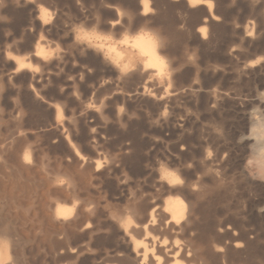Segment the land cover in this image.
<instances>
[{"label":"rangeland","instance_id":"obj_1","mask_svg":"<svg viewBox=\"0 0 264 264\" xmlns=\"http://www.w3.org/2000/svg\"><path fill=\"white\" fill-rule=\"evenodd\" d=\"M2 1L5 2H0V238L6 235L8 241L19 240L15 245L10 242L9 246H14L9 248V264H78L71 255H62L57 247L54 236L57 224L49 219L50 203L64 201V197L72 194L77 203L80 201L79 205L95 208L96 213L113 212L131 199L133 193L153 192L148 180L152 169H166L181 177L189 175V184L191 187L195 184V188L199 180L215 183L216 195L211 196V203L216 204H212L213 222L220 227L226 224L223 229L234 232L240 229L245 233L239 242L251 254L250 263L264 264V179L259 178L264 170L258 168V162L264 160V0H206L211 2L212 12L204 5L190 6L189 0H147L146 15H140L141 0ZM20 13L26 17H19ZM30 13L33 15L29 18ZM121 15L130 21L121 19ZM201 20L206 22L203 24ZM116 23L121 26L116 28ZM202 25L207 30L205 39L197 33ZM77 27H82L83 32L77 33ZM149 28L162 41L157 47L167 59L161 72L163 77L153 70H143V60L130 44L135 35ZM249 30H253L250 35ZM32 33L36 36L31 37ZM77 35L81 38L77 39ZM29 38L34 39L29 42ZM38 41L47 48L44 47L48 52L44 59L32 56ZM105 44H109L107 48ZM109 46L119 48L121 57L117 59L108 53ZM13 57L26 58L34 71L22 68L14 72L13 69L17 70ZM124 66L130 69L127 74L118 71ZM144 71H149L146 73L150 77L144 76ZM251 114L254 120L249 119ZM255 119L262 121L256 124ZM7 135L11 137L8 139ZM8 144L10 148H5ZM25 152L30 157L29 165L22 162ZM250 154L252 163L245 167ZM124 175L127 178L123 181ZM58 178L72 181L63 186L56 182L53 186ZM134 183L143 188L140 186L139 190ZM60 204L68 206L69 202ZM247 239L252 243L247 244ZM56 251L55 257L61 258H53ZM20 252L23 257H18Z\"/></svg>","mask_w":264,"mask_h":264},{"label":"bare ground","instance_id":"obj_2","mask_svg":"<svg viewBox=\"0 0 264 264\" xmlns=\"http://www.w3.org/2000/svg\"><path fill=\"white\" fill-rule=\"evenodd\" d=\"M13 1V0H12ZM11 1V2H12ZM38 1V0H36ZM0 2H5L0 0ZM19 3V0L17 1ZM27 2V1H25ZM29 2V1H28ZM32 2H35L32 1ZM31 2V3H32ZM188 2V1H187ZM15 2H13L14 4ZM30 3V5H31ZM40 3V2H39ZM149 2H147V0H141L140 2V15H146L148 14L149 11ZM1 4V3H0ZM16 4V3H15ZM14 4V5H15ZM22 4V3H20ZM19 4V5H20ZM36 4V3H35ZM189 4L190 6H198V5H204L207 7V10L209 12L211 11L212 8V4L209 1L206 0H198V2H192L190 3L189 0ZM188 4V5H189ZM2 5V4H1ZM0 5V6H1ZM13 5V6H14ZM18 5V6H19ZM211 5V7L209 6ZM21 6V5H20ZM37 6V5H36ZM40 6V5H39ZM137 6V5H136ZM5 7V6H4ZM41 7V6H40ZM2 8V7H1ZM14 8V7H13ZM22 8V7H21ZM29 8V7H28ZM31 8V7H30ZM39 8V7H38ZM191 8V7H190ZM7 9V8H6ZM12 9V8H10ZM16 9V8H15ZM23 9V8H22ZM37 9V8H36ZM45 9V8H44ZM24 10V9H23ZM31 10V9H30ZM34 10V9H33ZM136 10V9H135ZM46 11V10H45ZM138 11V10H137ZM8 12V10H7ZM13 12V11H12ZM19 12V10H18ZM17 12V13H18ZM22 12V10L20 11ZM29 12V10H28ZM35 11H33L34 14ZM38 12V11H37ZM36 12V13H37ZM48 12V10H47ZM119 12V11H118ZM134 12V11H133ZM132 12V13H133ZM208 12V13H209ZM41 13V12H40ZM127 13V12H126ZM139 13V12H138ZM15 14V13H14ZM23 14V15H22ZM20 13L19 17L24 16V13ZM31 14H28L30 16H28L29 18L31 17ZM32 14V15H33ZM128 14V13H127ZM127 14L125 16H127ZM130 14V13H129ZM128 14V15H129ZM211 14V13H209ZM11 15V13H10ZM16 15V14H15ZM14 15V16H15ZM17 15V16H18ZM26 15V14H25ZM43 16H47L45 14H42ZM132 14H130L129 16H131ZM208 15V14H206ZM1 16V15H0ZM38 16V15H37ZM125 16L121 15V19L122 17L124 18ZM135 16V15H134ZM26 17V16H24ZM133 17V16H131ZM206 17V16H205ZM204 17V18H205ZM2 18V17H1ZM33 18H36L33 16ZM97 18V17H96ZM116 18V17H115ZM126 19L129 17H125ZM138 18V17H137ZM212 18H214L213 16L211 17L212 22L214 21ZM3 19V18H2ZM5 19V18H4ZM20 19V18H19ZM17 18V20H19ZM22 19V18H21ZM20 19V21H21ZM119 19V20H121ZM126 19H124L126 21ZM131 19V18H130ZM133 19V18H132ZM136 21V18H134ZM139 19V18H138ZM25 20V19H24ZM28 20V18H27ZM37 20V19H36ZM40 20V19H39ZM44 20V19H43ZM46 20V19H45ZM99 19L97 18V21ZM123 20V21H124ZM3 21V20H2ZM30 21V19H29ZM47 21V20H46ZM45 21V22H46ZM59 20H56V22ZM92 21H96V20H91V23H93ZM116 21V20H115ZM122 21V20H121ZM127 21L129 22L130 20L127 19ZM126 21V25H128V22ZM202 21V20H201ZM208 22H210L207 19ZM31 22V21H30ZM33 22V21H32ZM35 22V21H34ZM39 22V21H38ZM37 22V23H38ZM63 22V21H62ZM111 22V21H110ZM114 22V21H113ZM132 22V21H131ZM142 22V21H140ZM198 22V21H197ZM206 21H202V23L204 24ZM4 23V22H3ZM21 24V22H19ZM101 23V22H100ZM120 23V22H119ZM115 25L116 28H118V26H121L120 24L123 22H121L120 24ZM199 23V24H202ZM8 24V23H7ZM36 24V23H35ZM39 24V23H38ZM50 24V23H49ZM58 24V22H57ZM96 24V23H95ZM207 24V23H206ZM205 24V25H206ZM209 24V23H208ZM3 25V24H2ZM19 25V24H18ZM23 25V24H21ZM40 25V24H39ZM55 25V23H54ZM70 25V23H69ZM107 25V23H106ZM105 25V26H106ZM110 25V23H109ZM113 25V24H112ZM125 25V24H124ZM6 26V25H5ZM30 26V25H29ZM38 26V25H37ZM48 26V25H45ZM72 26V25H71ZM108 26V25H107ZM135 26V25H134ZM23 27V26H22ZM26 29V25L24 26ZM40 27V26H38ZM44 27V25L42 26ZM41 27V29H42ZM49 27H53L50 26ZM60 27V26H59ZM125 27V26H124ZM133 27V26H132ZM4 28V27H3ZM28 28V27H27ZM37 27H35L36 29ZM48 28V27H47ZM23 29V28H22ZM38 29V28H37ZM36 29V31H37ZM50 30V28H48ZM44 30V28L42 29ZM47 30V29H45ZM71 30V28L69 29V31ZM40 31V30H38ZM48 31V30H47ZM253 30H249V35L251 34ZM24 32V31H23ZM71 32V31H70ZM207 30L205 28L204 25L200 26L197 29V33L198 35L202 38L205 39V36L207 35ZM247 32V33H248ZM49 33V32H48ZM72 33V32H71ZM34 34V33H32ZM37 34V33H36ZM42 34V33H41ZM70 34V33H69ZM24 35V33H23ZM142 33H139L138 35H135L134 38H132V41L130 42L132 48L134 50H136V52L138 53V55L142 58L143 63H142V67L143 70H153L155 72L156 75H161V72L164 71V66H161L160 61L162 59L163 56L160 55V53L158 52L160 49L157 47V43H154L153 41H148V40H144V39H138L139 36H141ZM26 36H28L26 34ZM30 36V35H29ZM36 36L35 34L31 37ZM157 36V35H156ZM248 36V35H247ZM72 37V36H71ZM102 37V36H101ZM100 37V38H101ZM44 38V36H43ZM41 38V39H43ZM86 38V37H85ZM30 39L29 38V42ZM34 39V38H33ZM32 39V40H33ZM88 39V38H87ZM90 39V38H89ZM92 39V38H91ZM94 39V37H93ZM104 39V38H101ZM36 40V39H35ZM73 43L75 40H72ZM93 41V40H92ZM107 41V39H106ZM128 41V40H127ZM39 42V41H38ZM37 42V43H38ZM77 42V41H76ZM94 42V41H93ZM99 42V41H97ZM104 42V41H101ZM121 42V41H120ZM129 42V41H128ZM33 43V42H32ZM91 43V42H90ZM106 43V42H104ZM109 43V42H108ZM41 43L39 42L36 46L35 52L32 53L31 55L34 58H40V59H44L46 58V53L44 50L43 45H40ZM78 44V42L76 43ZM82 43H80V46ZM99 44V43H98ZM114 44V43H113ZM129 44V43H128ZM159 44V43H158ZM33 45V44H32ZM106 45V44H105ZM109 45V44H108ZM106 45V48L107 46ZM79 46V47H80ZM85 46V45H84ZM113 46V45H112ZM109 46L107 51L108 53H110L111 55H113L115 58H120L121 57V53L119 51H117V49H115L114 47ZM126 46V45H125ZM160 46V45H158ZM83 47V46H82ZM104 47V46H103ZM127 47V46H126ZM84 48V47H83ZM86 48V47H85ZM88 48V46H87ZM130 48V47H129ZM129 48H127L129 50ZM45 49H47L45 47ZM159 49V50H158ZM126 50V49H125ZM33 51V48H32ZM97 51V50H96ZM128 52V51H127ZM124 53V52H123ZM133 53V51H132ZM9 55V54H8ZM130 55V54H129ZM136 55V54H135ZM10 56V55H9ZM12 56V55H11ZM22 57V56H20ZM14 61L16 63V70L15 71L13 69L14 72H18V69L24 70L22 68H28V70L34 71L32 70V65L29 61H26L22 58L19 57H13ZM137 58V57H136ZM135 58V59H136ZM164 58V57H163ZM32 59V58H31ZM37 59V60H38ZM124 59V57H123ZM134 59V57H133ZM51 59H48L47 61L49 62ZM106 60V59H105ZM104 60V62H105ZM126 60V59H124ZM40 61V60H39ZM47 61H44L45 63H47ZM107 61V60H106ZM120 62V61H119ZM127 62V60H126ZM14 63V64H15ZM107 63V62H105ZM128 63V62H127ZM130 63V62H129ZM138 63V62H137ZM35 63H33L34 65ZM23 65V66H22ZM37 65V64H36ZM36 65L34 67H36ZM48 65V64H47ZM140 65V64H139ZM136 66L137 68L139 67ZM111 66V65H110ZM119 66V65H118ZM131 66V64H130ZM167 66V64H166ZM132 67V66H131ZM141 67V65H140ZM139 67V68H140ZM116 69V67H114ZM118 69V68H117ZM167 69V68H166ZM27 70V69H26ZM37 70V69H35ZM140 70V69H139ZM137 71V70H136ZM134 71V76L136 77V73H138V71L136 72ZM145 72V71H144ZM149 72V71H146ZM144 73V76H149L150 74L148 73ZM36 73V72H35ZM14 74V73H13ZM120 74V73H118ZM132 76H133V72H131ZM140 74V73H139ZM148 74V75H147ZM152 74V73H151ZM165 74V73H164ZM162 76V75H161ZM127 77V76H126ZM150 77V76H149ZM152 77V76H151ZM157 77V76H156ZM163 77V76H162ZM32 78V77H31ZM138 78V77H137ZM153 78V77H152ZM159 78V77H157ZM150 78H148L149 81ZM154 79V78H153ZM160 79V78H159ZM161 80V79H160ZM142 81V79H141ZM147 81V82H148ZM152 81V80H151ZM149 81V82H151ZM163 81V80H161ZM153 82V81H152ZM146 82H144L145 84ZM147 85V84H146ZM147 89V88H146ZM145 92V91H144ZM262 101V99H261ZM87 109L89 107H86ZM262 112V111H261ZM59 113V112H58ZM260 114V113H259ZM258 114V115H259ZM254 115V112H253ZM253 115L251 114L252 118H249L250 120L253 119ZM264 115V114H263ZM60 116V114H58V117ZM64 118V117H63ZM259 118V117H258ZM20 119V118H19ZM54 120V119H53ZM52 120V121H53ZM254 120V119H253ZM256 120V119H255ZM258 120L261 119H257L256 121H254V123ZM16 121V120H14ZM55 121V120H54ZM62 121V120H61ZM262 121V120H261ZM9 122V121H8ZM11 122V120H10ZM17 122V121H16ZM15 122V123H16ZM20 122V120H18V123ZM260 122V121H259ZM264 122V118L263 121ZM3 123V121H2ZM7 123V122H6ZM4 123V124H6ZM12 123V122H11ZM52 123V122H51ZM57 123V122H56ZM59 123V121H58ZM56 124L60 127L59 124ZM55 124V123H54ZM261 125V123H259ZM8 125V123H7ZM10 125V124H9ZM12 125V124H11ZM14 125V124H13ZM11 126L12 128L14 126ZM18 125V124H17ZM16 125V126H17ZM23 125V124H22ZM49 125V124H48ZM52 125V124H51ZM50 125V126H51ZM55 125V126H56ZM63 125V124H62ZM1 126V125H0ZM263 126V125H262ZM261 126V127H262ZM7 127V126H6ZM5 127V128H6ZM54 127V126H52ZM260 127V126H259ZM264 127V126H263ZM262 127V129H263ZM42 128V127H41ZM49 128V127H48ZM57 128V127H56ZM18 129V128H17ZM58 129V128H57ZM7 130V128H6ZM10 130V129H9ZM21 130V128H20ZM47 130V128L45 129ZM254 130V129H253ZM256 130V129H255ZM254 130V131H255ZM8 131V130H7ZM14 130L12 129V133ZM19 131V130H18ZM17 131V132H18ZM23 132V129L21 130ZM25 131V130H24ZM257 131V130H256ZM260 131V129H259ZM10 133V132H9ZM8 133V135H9ZM262 133V131H261ZM264 133V131H263ZM4 134V133H3ZM21 134V133H20ZM28 134V133H27ZM61 134V133H60ZM1 135V133H0ZM6 138H10L11 136H8ZM13 135V134H12ZM18 135V133H17ZM31 135V134H30ZM257 135V133H256ZM259 135V134H258ZM257 135V136H258ZM6 136V135H5ZM14 136V135H13ZM20 136V135H19ZM25 137V136H23ZM30 137V136H29ZM1 138V137H0ZM5 138V137H4ZM5 138V139H6ZM8 138V139H9ZM14 138V137H13ZM2 139V138H1ZM12 139V138H11ZM24 139V138H23ZM26 139V138H25ZM249 139V138H248ZM261 139V138H260ZM264 139V138H263ZM262 139V141H263ZM7 140V139H6ZM28 140V139H27ZM36 140V139H35ZM259 140V139H258ZM3 141V140H2ZM12 141H14L12 139ZM4 142V141H3ZM26 142V141H25ZM28 142V141H27ZM66 142V141H65ZM32 143V142H31ZM30 143V146L32 145ZM2 144V143H1ZM26 144V143H25ZM29 144V143H28ZM27 144V145H28ZM67 144V143H66ZM70 144V143H68ZM262 144V143H261ZM5 145V144H4ZM24 145V144H23ZM9 146L10 148V144L6 145L5 148H7ZM25 146V145H24ZM23 146V147H24ZM33 146V145H32ZM31 146V147H32ZM68 146V145H67ZM258 146V145H257ZM260 146V145H259ZM258 146V147H259ZM3 147V146H1ZM23 147H21L23 149ZM10 150V149H9ZM38 150V149H37ZM24 151V150H23ZM31 151V148H30ZM41 150L37 151L40 152ZM34 152V151H33ZM26 153V152H25ZM43 153V152H42ZM2 154V153H1ZM7 154V153H6ZM23 154V153H22ZM4 155V154H3ZM24 157L22 159L23 163H28L29 165V155L26 153L23 154ZM38 155V154H36ZM41 155V154H40ZM37 156V157H40ZM43 155V154H42ZM45 155V154H44ZM35 156V155H34ZM46 156V155H45ZM261 156V155H260ZM259 156V158H260ZM1 157V156H0ZM20 157V156H19ZM33 157V156H32ZM44 157V156H42ZM12 158V157H11ZM262 158V156H261ZM20 160V159H19ZM40 160V159H39ZM47 160V159H46ZM261 160V159H258ZM2 161V159H1ZM21 161V160H20ZM50 160H48L49 162ZM5 163V162H4ZM25 164V165H26ZM43 164V163H42ZM46 164V163H45ZM43 164V165H45ZM258 165L260 167L263 168L264 170V160L261 162H258ZM7 164H5L6 167ZM24 165V164H23ZM24 165V166H25ZM36 165V164H35ZM40 165V164H39ZM58 165V164H57ZM96 168L99 166V163L96 164ZM32 166V165H31ZM41 166V165H40ZM45 166H48L47 164ZM3 167V166H2ZM10 167V166H9ZM13 167V166H12ZM137 167V166H136ZM139 167V166H138ZM152 167V166H151ZM150 167V169H151ZM192 167V166H191ZM4 168V167H3ZM14 168V167H13ZM11 168V170L13 169ZM42 168V166H41ZM58 169H60L59 167H57ZM154 168V167H152ZM156 168V167H155ZM201 168V167H200ZM205 168V167H204ZM261 168V169H262ZM9 169V168H8ZM15 169V168H14ZM53 169V167H52ZM141 169V168H139ZM138 169V170H139ZM144 169V168H143ZM147 169V168H146ZM188 169V168H187ZM203 169V168H202ZM206 169V168H205ZM203 169V170H205ZM36 170V169H35ZM43 170V168L41 169ZM194 170V169H193ZM199 170V168H198ZM197 170V171H198ZM208 170V169H207ZM24 171V170H23ZM47 171V170H45ZM53 171V170H52ZM59 171V170H58ZM133 171V170H132ZM137 171V170H136ZM134 171V172H136ZM151 171V176L149 177V184L153 190L152 193H146V194H139L138 191L136 194L133 193L132 196H130L129 200H126L124 202V204L119 208L114 210L113 212H109V213H96L93 210L95 209H90L89 206H87L86 204L84 205H79V203H77V200L71 196H69L68 193L66 197H64V201H60L59 199L57 201H59V203H54L51 204L50 206H52V208L50 207L49 209H52V213L50 215V220L52 219V222H55L57 224V229L54 231V236L57 240V247L59 250H61L62 255H66L69 254L72 257H74V259H76L78 261V264H251L250 260H251V254L249 255L246 251H247V247H243V245L241 244L242 242H239L241 240H239L243 235H245V233L240 232L241 230L236 231H231L229 229H223L222 224H220L222 227H220L219 225H216L215 222H213V215H214V209H213V205H216L215 203H211V196L212 193L214 194V187L213 185L215 184H209L206 183L205 180H199L198 183H196L197 188H195V184L191 187L190 186V179L189 175L184 177H181L179 174H175L173 172L167 171L168 173H172L173 175L168 176L167 178H163L164 177V173L162 172V169H157V170H149ZM9 172V171H8ZM18 172V171H17ZM33 172V171H32ZM139 172V171H138ZM138 172H136V174H138ZM141 172V170H140ZM196 172V171H194ZM206 172V171H205ZM211 172V171H210ZM11 173V172H10ZM45 173V172H44ZM48 173V172H47ZM198 173V172H196ZM200 173V172H199ZM202 173V172H201ZM209 173V172H207ZM249 173V172H248ZM17 174V173H16ZM19 174V173H18ZM17 174V175H18ZM134 173H132L133 175ZM141 174V173H140ZM211 174V173H210ZM25 175V174H24ZM47 174H45L46 176ZM52 175V174H51ZM64 175V173H63ZM62 175V176H63ZM208 175V174H207ZM15 176V175H14ZM21 176V175H20ZM50 176V175H49ZM47 176V177H49ZM53 176H56V174H54ZM52 176V177H53ZM59 176H61V174H59ZM65 176V175H64ZM70 176V175H69ZM126 175H124L122 178V180L124 181ZM209 176V175H208ZM250 176V173H249ZM2 177V176H1ZM31 177V176H29ZM67 179V176H65ZM204 177V176H203ZM3 178V177H2ZM54 178V177H53ZM64 178V177H63ZM125 178V179H124ZM145 178V176H144ZM144 178L142 179V181L144 180ZM210 178V177H209ZM4 179V178H3ZM13 179V178H12ZM11 179V180H12ZM15 179V178H14ZM18 179V177H17ZM25 179V178H24ZM24 179L20 180L24 181ZM32 179V178H31ZM29 178V180H31ZM146 179V178H145ZM179 180L180 183H177L176 180ZM47 180V179H46ZM52 180V179H51ZM50 180V181H51ZM129 180V179H128ZM7 181V180H6ZM33 181V179H32ZM40 181V180H39ZM49 181V180H48ZM49 181V183H50ZM70 181H72L70 179ZM70 181H66L68 182V184H70ZM182 181V182H181ZM12 182V181H11ZM30 182V181H29ZM65 182V184H66ZM121 182V181H119ZM127 182V181H126ZM129 182V181H128ZM140 181H138L139 183ZM211 182H213L211 180ZM7 183V182H6ZM33 183V182H31ZM40 183V182H39ZM48 183V184H49ZM30 184V183H28ZM41 184V183H40ZM51 184V183H50ZM58 184V183H57ZM64 184V185H65ZM71 184H73V182H71ZM119 184V183H118ZM124 184V182H123ZM127 184V183H126ZM133 184V183H132ZM140 184V183H139ZM144 184V183H143ZM142 184V185H143ZM149 184H147V186H149ZM31 185V184H30ZM29 185V186H30ZM60 185V184H59ZM74 185V184H73ZM71 185V186H73ZM120 185V184H119ZM130 185V184H129ZM135 186H139V190H140V186L137 183L135 184ZM132 185V186H134ZM41 186V185H40ZM51 186V185H50ZM49 186V187H50ZM56 186V181H55V185ZM63 186V184L61 185ZM60 186V187H61ZM69 186V185H68ZM70 186V187H71ZM134 186V187H135ZM146 186V185H145ZM144 186V187H145ZM146 186V187H147ZM15 187V186H14ZM24 187V186H23ZM45 187V186H44ZM65 187V186H64ZM131 187V185H130ZM142 187V186H141ZM41 188V187H39ZM63 188V187H62ZM74 189V187H72ZM70 190H73V189ZM123 189V187H121ZM129 188V187H128ZM133 188V187H131ZM138 188V187H137ZM136 188V189H137ZM143 188V187H142ZM220 188V187H219ZM67 189V187H66ZM64 189V190H66ZM135 189V190H136ZM6 190V189H5ZM14 190V189H13ZM16 190V188H15ZM28 190V189H27ZM75 190V189H74ZM73 190V191H74ZM130 190V189H129ZM138 190V189H137ZM221 190V189H220ZM68 191V190H67ZM71 191V192H73ZM85 191H87L85 189ZM125 192H128L126 189L123 190ZM134 191V190H133ZM124 192V193H125ZM132 192V191H129ZM145 192V191H144ZM48 193V192H47ZM46 193V194H47ZM74 193V192H73ZM223 193V192H220ZM225 193V192H224ZM223 193V194H224ZM4 194V193H2ZM23 194V191H22ZM62 194V193H61ZM126 194V193H125ZM129 193H127L128 195ZM63 195V194H62ZM124 195V194H123ZM216 195V193L214 194ZM213 195V196H214ZM222 195V194H221ZM219 195V196H221ZM225 195V194H224ZM223 195V197H224ZM65 196V195H63ZM218 196V195H217ZM30 197V195H29ZM43 197V196H42ZM55 197V196H54ZM222 197V196H221ZM228 197V196H227ZM49 198V197H48ZM77 198V196H76ZM32 199V198H31ZM51 199V198H50ZM82 199V198H81ZM80 199V200H81ZM217 200V198H215ZM225 199V198H224ZM4 200V199H3ZM33 200V199H32ZM31 200V201H32ZM49 200V199H48ZM213 200V198H212ZM228 200V199H226ZM12 201V200H11ZM51 201V200H49ZM69 202V205H62L60 204L61 202ZM82 201V200H81ZM89 201V199H88ZM25 202V201H24ZM83 202V201H82ZM81 202V204H82ZM86 202V201H85ZM122 202V201H121ZM219 203V202H217ZM221 203V202H220ZM224 203V201L222 202ZM13 204V203H12ZM49 204V203H48ZM90 204V203H89ZM227 204V203H225ZM261 204V203H260ZM92 205V203H91ZM218 205V204H217ZM223 205V204H222ZM221 205V206H222ZM232 205V203H231ZM75 206V207H74ZM3 207V206H2ZM28 208H31L27 206ZM26 207V208H27ZM74 207V211L73 214L65 219L61 216L58 215L59 211L61 209H67V208H73ZM90 209H88V208ZM215 207V206H214ZM218 207V206H217ZM21 209V207H18ZM25 208V209H26ZM45 208V207H44ZM48 208V207H46ZM93 208V205H92ZM223 208V207H222ZM221 208V209H222ZM261 207H259L258 209H260ZM0 209H2L0 207ZM17 209V208H15ZM23 209V211L27 212V210ZM48 209V210H49ZM108 209V208H107ZM220 209V208H219ZM224 209V208H223ZM233 209V208H232ZM262 209V208H261ZM22 210V209H21ZM30 210V209H28ZM110 210V209H109ZM218 210V208H217ZM1 211V210H0ZM16 211V210H15ZM220 211V210H219ZM218 211V212H219ZM224 211V210H223ZM263 211V210H262ZM25 212V213H26ZM108 212V211H107ZM217 212V211H216ZM222 212V211H221ZM220 212V214H221ZM227 212V211H226ZM226 212H222V213H226ZM43 213V211H42ZM27 214V213H26ZM46 214V213H45ZM262 214V213H261ZM218 216V215H217ZM222 216V215H221ZM35 217V216H34ZM220 217V216H219ZM261 217V216H260ZM218 219V217H216ZM9 219V218H8ZM228 219V218H227ZM215 220V219H214ZM223 220V219H222ZM225 220V219H224ZM28 222H30V220H28ZM222 222V221H221ZM228 222V221H227ZM47 223V222H46ZM223 223V222H222ZM3 224V223H2ZM36 224V223H35ZM40 224V223H38ZM48 224V223H47ZM7 225V224H6ZM230 226V225H229ZM7 227V226H6ZM3 228V227H1ZM5 229V228H3ZM6 230V229H5ZM245 230V229H244ZM14 231V230H13ZM40 231V228H39ZM38 231V232H39ZM248 231V230H247ZM36 232V231H35ZM41 232V231H40ZM252 232V231H251ZM7 233V232H6ZM8 234V233H7ZM24 235V233H22ZM46 234H49L46 232ZM247 234V233H246ZM250 234V233H249ZM1 235V234H0ZM10 236V234H8ZM7 235V236H8ZM53 235V234H52ZM3 236V235H2ZM6 236V235H5ZM4 236V239H5ZM248 236V234L246 235ZM11 237V236H10ZM49 237V236H48ZM3 238V237H1ZM16 238V237H15ZM25 238V237H24ZM51 239H53L54 237L51 236ZM243 238V237H242ZM260 238V237H259ZM7 240L9 239V237L6 238ZM12 239V238H11ZM10 239V240H11ZM46 239V238H45ZM17 240V239H16ZM15 240V241H16ZM22 240V239H21ZM48 240V239H47ZM244 240V239H243ZM259 240V239H258ZM14 241V242H15ZM19 240H17L18 242ZM49 241V240H48ZM250 242L251 240L246 241ZM9 242H12L9 241ZM12 242V244L15 245V243ZM16 242V243H17ZM21 242V241H20ZM24 242V241H23ZM46 243H48L47 241H44ZM258 242V241H257ZM245 243V241H244ZM245 243V244H246ZM252 243V241L250 242ZM248 244V243H247ZM246 244V245H247ZM259 244V243H258ZM13 245V246H14ZM19 245V244H18ZM16 245V246H18ZM251 245V244H249ZM13 246H9V248H12ZM16 246L14 248H16ZM53 246V245H51ZM248 246V245H247ZM259 246V245H258ZM23 247V245H22ZM19 248V249H22ZM56 247V246H55ZM249 247V246H248ZM53 248V247H52ZM254 248V246H253ZM252 248V251H253ZM261 248V247H260ZM42 249H44L42 247ZM251 249V248H250ZM248 250V252L251 250ZM27 250V249H26ZM53 250V249H52ZM255 250V248H254ZM18 251V250H17ZM21 251V250H20ZM39 251V250H38ZM41 251V249H40ZM39 251V252H40ZM43 251V250H42ZM257 251V250H256ZM256 251H254L256 253ZM259 251V250H258ZM22 252V251H21ZM20 252V254H21ZM55 252V251H54ZM57 252V251H56ZM19 253V252H18ZM18 255V257H23L21 255ZM30 253V252H29ZM51 253V252H50ZM8 256H9V249H8ZM13 254V253H12ZM16 254V252H15ZM27 254V251H26ZM40 253H38L39 255ZM58 254L54 253L53 254V258L55 257V255ZM59 255H61L59 253ZM16 256V255H15ZM14 256V257H15ZM49 256V255H48ZM255 256V255H254ZM253 253H252V257L254 258ZM261 256V255H260ZM3 257V249L0 248V259H2ZM13 257V256H11ZM31 257V256H30ZM57 257V256H56ZM55 257V259H56ZM259 257V255H258ZM57 258H61V257H57ZM256 258V257H255ZM261 258V257H260ZM73 259V260H74ZM80 259V260H79ZM11 260L13 261V258H11ZM16 260V259H15ZM19 260H23L20 259ZM18 260V261H19ZM30 260V259H29ZM262 260V258H261ZM25 261V260H24ZM67 261V260H66ZM72 261V260H71ZM253 261V260H252ZM260 261V260H259ZM23 262V261H21ZM59 262V261H57ZM17 262H14V264ZM20 263V262H19ZM55 264H57L56 262H54ZM61 262H59L60 264ZM65 263V262H64ZM71 262H69L70 264ZM75 263V261H74ZM254 263V261H253ZM256 263V262H255ZM262 264V262H259ZM23 264V263H22ZM26 264V263H25ZM31 264V263H30ZM47 264V263H46ZM63 264V263H62ZM66 264V263H65Z\"/></svg>","mask_w":264,"mask_h":264},{"label":"clouds","instance_id":"obj_3","mask_svg":"<svg viewBox=\"0 0 264 264\" xmlns=\"http://www.w3.org/2000/svg\"><path fill=\"white\" fill-rule=\"evenodd\" d=\"M192 2H198V0H190V3H192ZM209 6L211 7V5H209ZM75 31L77 33H81V32H83V28L82 27H77L75 29ZM80 38L81 37L79 35H77V39H80ZM125 39H127V38L125 37ZM138 39H144V40H148V41H153L154 43H159V44L162 45V41H160V38L158 36L154 35L153 32H152V29H150V28L146 29V30H143L142 35L139 36ZM166 63H167V59L166 58H162L161 61H160L161 66H164ZM129 70L130 69H129L128 66H124L123 68L118 69V71L121 74H127L129 72ZM90 107H91V105H90ZM120 110L123 111V108H121ZM97 111H99L98 108H97ZM28 162L30 163V161H28ZM251 163H252V158H251V154H250L248 159H246V161H245V167H248L249 165H251ZM252 174L256 175V173H252ZM259 178L264 179V171H261L259 173ZM56 182L58 184L65 183L63 178H58ZM74 207L73 208H67V209H61L59 211L58 215L63 217V218H65V219L69 218L73 214ZM9 245H10V242L7 239L0 238V248L3 249V257H2V259H0V264H9L10 257L7 254L8 253V249H9Z\"/></svg>","mask_w":264,"mask_h":264},{"label":"snow or ice","instance_id":"obj_4","mask_svg":"<svg viewBox=\"0 0 264 264\" xmlns=\"http://www.w3.org/2000/svg\"><path fill=\"white\" fill-rule=\"evenodd\" d=\"M162 172L164 173V177L163 178H167L168 176L173 175L172 173H168L166 169H162ZM177 183H180V181L177 179L176 180Z\"/></svg>","mask_w":264,"mask_h":264}]
</instances>
